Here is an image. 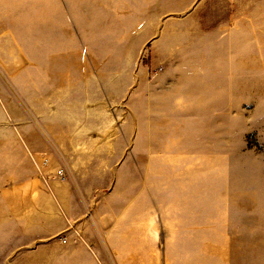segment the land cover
<instances>
[{"label": "rangeland", "instance_id": "rangeland-1", "mask_svg": "<svg viewBox=\"0 0 264 264\" xmlns=\"http://www.w3.org/2000/svg\"><path fill=\"white\" fill-rule=\"evenodd\" d=\"M33 232L264 264V0H0V264Z\"/></svg>", "mask_w": 264, "mask_h": 264}, {"label": "crops", "instance_id": "crops-1", "mask_svg": "<svg viewBox=\"0 0 264 264\" xmlns=\"http://www.w3.org/2000/svg\"><path fill=\"white\" fill-rule=\"evenodd\" d=\"M31 235L33 236H27V242L31 239L34 242L28 245L24 243L18 250L19 260L24 259V264H108L104 257L101 258L106 253V248L115 255L117 264H132L136 259L130 250L129 253L121 252L120 247L112 242L113 236L109 239L111 247L103 249L92 243L91 238L85 242H73V238L68 237V242L62 243L60 238L50 240L41 232H33ZM83 238L87 239L86 236ZM42 255L45 257L41 259ZM30 256L34 258L33 263L27 262Z\"/></svg>", "mask_w": 264, "mask_h": 264}, {"label": "built area", "instance_id": "built-area-1", "mask_svg": "<svg viewBox=\"0 0 264 264\" xmlns=\"http://www.w3.org/2000/svg\"><path fill=\"white\" fill-rule=\"evenodd\" d=\"M60 172L62 174V171H60ZM61 240H62V242H66L67 241V238L66 237H63Z\"/></svg>", "mask_w": 264, "mask_h": 264}]
</instances>
